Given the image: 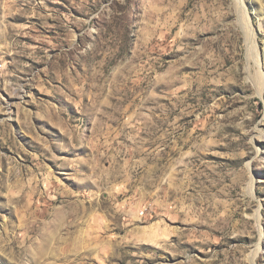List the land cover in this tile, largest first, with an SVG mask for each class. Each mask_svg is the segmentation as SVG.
I'll return each instance as SVG.
<instances>
[{"label": "rangeland", "instance_id": "374dc122", "mask_svg": "<svg viewBox=\"0 0 264 264\" xmlns=\"http://www.w3.org/2000/svg\"><path fill=\"white\" fill-rule=\"evenodd\" d=\"M0 264H264V0H0Z\"/></svg>", "mask_w": 264, "mask_h": 264}, {"label": "bare ground", "instance_id": "6f19581e", "mask_svg": "<svg viewBox=\"0 0 264 264\" xmlns=\"http://www.w3.org/2000/svg\"><path fill=\"white\" fill-rule=\"evenodd\" d=\"M51 239V238H50ZM255 257V256H254Z\"/></svg>", "mask_w": 264, "mask_h": 264}]
</instances>
